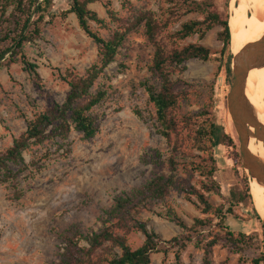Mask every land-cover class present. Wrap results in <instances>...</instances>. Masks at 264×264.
<instances>
[{
  "label": "rangeland",
  "instance_id": "rangeland-1",
  "mask_svg": "<svg viewBox=\"0 0 264 264\" xmlns=\"http://www.w3.org/2000/svg\"><path fill=\"white\" fill-rule=\"evenodd\" d=\"M215 1L221 10L225 8V0ZM71 3L72 0H54L45 16L40 37L23 45L22 53L38 66L39 83L26 71L21 59L9 67L5 65L10 53L1 63L0 151L10 147L13 139L26 130L27 121L35 113L53 102L65 100L69 88L62 75L67 71L84 74L98 61L96 43L80 27L76 15L67 12ZM173 4L170 0H100L88 7L106 23V27L92 23L93 29L108 39L125 21H133L145 10L168 18V9L176 8ZM242 8L240 0L229 1V15L231 10L234 12L233 23ZM108 10L118 20L112 19ZM169 19L165 33H175L184 22L202 17L197 13L181 15L177 11ZM4 20L0 8V31L6 29ZM221 30L216 26L203 39L196 34L179 40L181 45L204 44L214 53L207 61L186 62L185 70L176 71L173 76L183 82L179 88L183 97L178 114H194L196 120L215 121L223 126L234 143L226 142L213 148L218 167L215 179L220 184V191H211L207 195L215 205L226 204L230 191L244 186V168L238 163V159L242 162L239 140L227 108L233 75L231 72L228 78L219 53L222 41L218 33ZM9 45L10 41L0 42L2 49ZM152 55L153 47L147 41L143 24H139L127 34L115 60L98 80L97 85L108 92L106 100L97 109L102 116L98 133L86 139L83 134L72 131L65 142H45L25 151L28 169L16 183L20 198L14 197L11 183H0V264H62L61 236L66 229L74 224L85 234L100 231L104 211L111 208L116 196L137 189L156 175L169 174L165 164L155 165L150 161L155 150L162 153L169 150L165 139L152 125V105L142 86L146 80H156L151 71ZM137 110L142 112L143 118L137 115ZM144 158L148 161H143ZM10 167L17 171L20 165L11 164ZM178 177L186 178L187 175L180 172ZM202 179L199 172H194L191 183L200 187L199 180ZM167 202L188 225L195 217H207L176 189L171 190ZM155 210L164 212L159 206ZM235 214L237 218L231 217L229 223L233 229L252 237L251 246L243 253H233L221 244L216 245L210 264H237L240 258L245 259L244 264H253L252 259L264 250L263 223L253 216L251 206L242 205L235 209ZM143 216L150 219L149 225L165 242L186 234L181 227L153 212L145 211ZM212 230L218 232L215 226ZM203 233L208 235V231ZM128 238L133 248L144 241L141 233L132 232ZM211 238L206 236L201 245ZM161 246L162 251L152 254L151 264L204 262V250L194 243L183 249L169 243Z\"/></svg>",
  "mask_w": 264,
  "mask_h": 264
},
{
  "label": "trees",
  "instance_id": "trees-1",
  "mask_svg": "<svg viewBox=\"0 0 264 264\" xmlns=\"http://www.w3.org/2000/svg\"><path fill=\"white\" fill-rule=\"evenodd\" d=\"M96 1L100 0H72L67 12L76 15L80 27L96 43L98 61L84 74L67 71L62 75L69 88L65 100L62 103L53 102L44 110L35 113L27 121L26 130L13 139L10 147L0 151V183H11L15 190L14 197L20 198L21 192L16 183L19 176L28 169L24 158L25 151L45 142H65L72 131L83 134L86 139L93 138L98 133L102 116L97 109L108 96L107 89L97 85L98 80L115 60L127 34L143 24L147 41L153 47L151 71L156 80H146L142 86L148 94V102L152 105V125L169 147L166 153L155 150L151 153L150 161L155 165L165 164L169 174L156 175L137 189L116 196L111 208L104 211L105 217L101 220L103 228L100 231L85 234L74 224L66 229L61 236L62 264H151L152 254L162 251V243L174 244L181 249L189 243L202 247L205 253L203 264H210L213 247L219 244L234 251L233 253H243L251 246L252 237L241 230L233 229L229 219L237 218L235 209L249 204L253 216L261 222L253 201L249 178L242 169L243 188L232 189L226 204L215 205L211 201L207 193L220 191V184L215 179L218 167L213 148L226 142L232 145L234 143L223 126L215 121H199L194 119V114H178L179 103L183 97L179 88L183 82L179 78H173L176 71L185 70L186 62L194 59L207 61L214 53L212 48L204 44L181 45L178 41L196 34L203 39L216 26L222 28L218 33L222 41L219 53L228 78L231 76L233 55L229 25L232 15H229L228 10L230 0H225L223 10L215 0H170L176 8L168 9V18L145 10L133 21H125L122 28L114 30L108 39L92 27V23L106 27L97 12L88 7ZM53 5L54 0H0L1 13L6 24V29L0 31V35L3 40L10 41L9 47L0 48V66L4 59H8L5 63L7 67L21 59L26 71L39 83L41 76L38 66L29 61L22 49L26 42L32 43L40 37L45 16ZM177 11L181 15L197 13L202 19L186 21L175 33H165L171 21L169 17ZM108 14L112 19L118 20L111 10H108ZM8 53L10 56L6 59ZM136 113L143 118L141 111L137 110ZM197 151L204 154H198ZM48 155L46 153V157ZM143 161L148 160L144 158ZM238 163L243 168L240 159ZM11 164L20 165V168L14 171ZM180 172L187 177L179 178ZM194 172H199L203 177L199 180L200 187L191 183ZM172 189L182 192L207 217H195L193 223L188 225L167 202ZM157 206L162 207L164 212H157ZM145 211L175 223L186 234L163 241L149 225L150 219L143 216ZM213 226L218 232L212 230ZM205 231H208V235H204ZM132 232L144 236L143 243L137 248L129 243L128 236ZM206 236L212 238L201 245V240L206 239ZM244 263L245 259L240 258L237 264ZM252 263L264 264V250L252 259Z\"/></svg>",
  "mask_w": 264,
  "mask_h": 264
},
{
  "label": "water",
  "instance_id": "water-1",
  "mask_svg": "<svg viewBox=\"0 0 264 264\" xmlns=\"http://www.w3.org/2000/svg\"><path fill=\"white\" fill-rule=\"evenodd\" d=\"M232 52V51H231ZM233 81L227 95V108L239 140L242 166L250 178L264 186V157L250 150L252 138L264 148V124L258 111L246 95L249 72L264 67V34L255 42L246 44L237 53L232 52ZM260 215V214H259ZM264 227V216H261Z\"/></svg>",
  "mask_w": 264,
  "mask_h": 264
},
{
  "label": "bare ground",
  "instance_id": "bare-ground-1",
  "mask_svg": "<svg viewBox=\"0 0 264 264\" xmlns=\"http://www.w3.org/2000/svg\"><path fill=\"white\" fill-rule=\"evenodd\" d=\"M239 1V0H237ZM243 11L232 21L233 10L229 25L231 30V50L237 53L246 44L255 42L264 34V0H240ZM246 95L258 111V117L264 124V67L255 68L249 72ZM250 150L264 157L262 143L254 138L250 141ZM251 193L254 204L261 216H264V186L250 178Z\"/></svg>",
  "mask_w": 264,
  "mask_h": 264
}]
</instances>
